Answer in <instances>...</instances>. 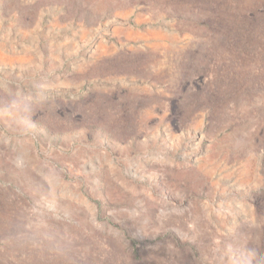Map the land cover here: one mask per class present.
I'll use <instances>...</instances> for the list:
<instances>
[{
    "label": "rangeland",
    "instance_id": "rangeland-1",
    "mask_svg": "<svg viewBox=\"0 0 264 264\" xmlns=\"http://www.w3.org/2000/svg\"><path fill=\"white\" fill-rule=\"evenodd\" d=\"M0 264H264V0H0Z\"/></svg>",
    "mask_w": 264,
    "mask_h": 264
}]
</instances>
